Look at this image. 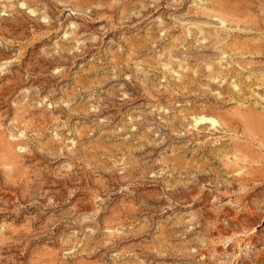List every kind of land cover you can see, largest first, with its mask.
I'll return each mask as SVG.
<instances>
[{"label": "rangeland", "instance_id": "obj_1", "mask_svg": "<svg viewBox=\"0 0 264 264\" xmlns=\"http://www.w3.org/2000/svg\"><path fill=\"white\" fill-rule=\"evenodd\" d=\"M0 264H264V0H0Z\"/></svg>", "mask_w": 264, "mask_h": 264}, {"label": "bare ground", "instance_id": "obj_2", "mask_svg": "<svg viewBox=\"0 0 264 264\" xmlns=\"http://www.w3.org/2000/svg\"><path fill=\"white\" fill-rule=\"evenodd\" d=\"M201 121H204L205 122V119L201 120Z\"/></svg>", "mask_w": 264, "mask_h": 264}]
</instances>
